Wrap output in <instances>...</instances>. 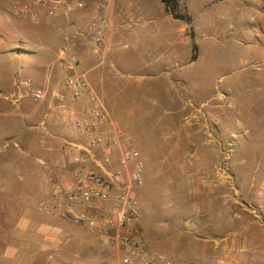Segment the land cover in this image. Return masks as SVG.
<instances>
[{
  "label": "rangeland",
  "instance_id": "obj_1",
  "mask_svg": "<svg viewBox=\"0 0 264 264\" xmlns=\"http://www.w3.org/2000/svg\"><path fill=\"white\" fill-rule=\"evenodd\" d=\"M33 1L0 0V82L10 84L19 73V82L32 78L31 92L43 86L46 74L34 66L41 63L38 56L43 57L36 48L59 36V55L68 48L64 34L77 40L74 19L85 13L88 0H70L84 8L69 17H51ZM178 2L183 19L177 20L188 25L192 36L179 67L171 72L147 64L145 40L172 28L138 25L131 37L120 32L114 37L103 67L108 89L99 94L90 88L131 138L144 165L143 184L136 190L143 244L152 252H164L158 248L163 241L188 259L190 250H209L213 240L229 238L234 263L247 236L262 253L248 255L246 264H264V0ZM245 4L248 9L240 11ZM14 6H26L36 17L16 14ZM225 16L247 28L237 27L226 38L216 28ZM68 18L72 24L55 27L59 19ZM239 37L242 43L235 41ZM235 46L249 50L245 62ZM161 48L156 46L154 52ZM16 52L22 60L15 58ZM69 74L59 66L51 69L63 88ZM36 102L33 94L26 100L29 106ZM33 194L31 188H0V264L119 263L122 253L111 238L84 225L51 217L48 227H42L39 216L34 232L23 231L34 227L22 224V209L28 207L24 199L28 202ZM149 241L157 247L150 248Z\"/></svg>",
  "mask_w": 264,
  "mask_h": 264
},
{
  "label": "crops",
  "instance_id": "obj_2",
  "mask_svg": "<svg viewBox=\"0 0 264 264\" xmlns=\"http://www.w3.org/2000/svg\"><path fill=\"white\" fill-rule=\"evenodd\" d=\"M100 2H107V7L97 10ZM85 3V13L82 15L80 13L74 19L81 35L77 37V40L71 39L65 43L68 44V54L79 58L75 73L84 74L90 87L97 93L100 94L108 89V80L105 77L108 72L103 67L114 37L118 32L131 37L138 25L148 27V25L156 24V29L160 30L172 28L170 32L164 31V35L145 40L149 49L147 64L153 70L171 72L179 67L184 46L191 41L192 36L189 34L188 25L182 20L174 19L162 0H88ZM241 9H248V6L241 5L239 10ZM95 18L98 21L102 20L101 28L104 30L102 43H96L94 39V29L91 25ZM64 20L59 19L55 27L59 29L62 25L73 23L69 18ZM216 23V28L226 38L231 37L232 32L244 24L241 21L239 23L228 21L226 16L224 21ZM156 29L155 32H160ZM171 33L174 37H169ZM193 33L195 34L194 30ZM58 39L56 41L50 38L47 42L43 41L44 46L37 47L35 52L43 55V57L38 56L41 63L34 64L36 70L45 69L46 71L44 84L41 87L48 91L44 101L36 102L34 99L36 104L33 106L26 103L32 95V78L19 82V73H16L10 84L7 81L0 82V188H31L36 191V194L29 197L28 202L24 199V204H28V207L22 209L24 212L22 224H31L34 227H22L23 231L34 232L39 227V216V219L43 221L40 223L42 227H48L51 217L42 214L39 205L50 197L52 180L65 174L67 170L75 168L72 159L79 153L76 145L87 140L85 134L74 125L73 114L91 106L92 103L87 95L73 101L66 85L63 88L51 75V69L55 66L67 71L56 54L57 48L63 42L59 36ZM236 40L242 43V38L239 37ZM159 45L162 51L155 53V47ZM245 47L235 46L243 62L246 61L244 56L246 57L249 53ZM15 58L23 59L20 52L15 53ZM23 120L26 122L23 123ZM26 128L28 130L24 132ZM143 148V154H147V148L145 146ZM245 239L246 243L240 249L239 260L235 259L234 263L230 261L234 258H230L229 238L224 237L213 240V246L209 250L204 248L190 250L188 259L178 255L175 249L172 252L163 241L158 242V248L164 252H158L183 263L194 260L202 264H246L248 255L262 253V250L248 243L249 237L246 236ZM220 245L222 248H219ZM149 247L157 246L149 241Z\"/></svg>",
  "mask_w": 264,
  "mask_h": 264
},
{
  "label": "built area",
  "instance_id": "obj_3",
  "mask_svg": "<svg viewBox=\"0 0 264 264\" xmlns=\"http://www.w3.org/2000/svg\"><path fill=\"white\" fill-rule=\"evenodd\" d=\"M32 5L43 6L51 17L60 14L69 17L75 9L84 8L83 3L71 4L70 0H34ZM106 7L107 2H101L97 10ZM13 9L16 14L30 12L36 17L26 6ZM101 25L102 20L96 18L91 25L96 43L104 41ZM77 34L81 35L79 31ZM63 38L70 41L65 34ZM58 58L70 73L66 87L73 101L87 95L92 105L73 114L74 125L87 140L76 145L79 153L72 159L75 168L52 180L50 198L41 204L40 210L47 216L108 235L122 253L118 264H177L162 253L150 251L141 240L137 228L140 207L136 190L143 184L144 165L138 149L115 125L84 74L75 73L79 61L68 54L67 46L60 50ZM32 92L39 102L48 94L46 88H36Z\"/></svg>",
  "mask_w": 264,
  "mask_h": 264
},
{
  "label": "trees",
  "instance_id": "obj_4",
  "mask_svg": "<svg viewBox=\"0 0 264 264\" xmlns=\"http://www.w3.org/2000/svg\"><path fill=\"white\" fill-rule=\"evenodd\" d=\"M167 11L175 18V19H183L182 15H180L179 2L178 0H162Z\"/></svg>",
  "mask_w": 264,
  "mask_h": 264
}]
</instances>
